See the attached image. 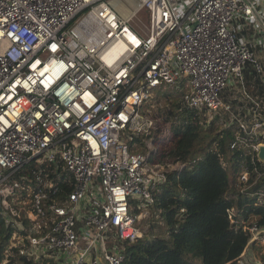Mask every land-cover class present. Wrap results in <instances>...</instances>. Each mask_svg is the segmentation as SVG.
<instances>
[{"label":"built area","instance_id":"2783aa9c","mask_svg":"<svg viewBox=\"0 0 264 264\" xmlns=\"http://www.w3.org/2000/svg\"><path fill=\"white\" fill-rule=\"evenodd\" d=\"M138 1L123 17L109 0H0V264H124L143 232L133 200L153 204L184 166L148 158L159 86L232 132L228 198L264 207V92L245 75L264 86V0ZM144 8L145 32L130 24ZM139 135L146 151L131 143ZM238 211L227 208L236 229ZM243 230L259 254L247 262L264 264V226Z\"/></svg>","mask_w":264,"mask_h":264},{"label":"trees","instance_id":"16d2710c","mask_svg":"<svg viewBox=\"0 0 264 264\" xmlns=\"http://www.w3.org/2000/svg\"><path fill=\"white\" fill-rule=\"evenodd\" d=\"M164 98L167 103L154 109V102ZM146 106L158 119L153 142L167 145L151 153L149 160L163 158L184 166L167 171L158 183L150 226L126 245L124 264H250L247 261L254 256L248 253L246 263L240 261L249 240L243 226L253 220L264 226V207H244L249 201L244 195H238L236 202L228 198L227 190L240 170L241 157L239 151L229 148L232 132L215 121L205 127L202 115L198 118L181 104L178 93L164 92L161 86ZM145 139L135 136L131 143L146 151ZM219 152L228 161L225 167ZM137 202L133 200L134 205ZM233 204L242 209L238 211V229L228 219L227 208ZM8 236L0 219V256Z\"/></svg>","mask_w":264,"mask_h":264},{"label":"rangeland","instance_id":"374dc122","mask_svg":"<svg viewBox=\"0 0 264 264\" xmlns=\"http://www.w3.org/2000/svg\"><path fill=\"white\" fill-rule=\"evenodd\" d=\"M113 1L115 2L114 3L115 6H117L116 10H118L119 12L120 11L124 12L127 16H129L134 11V9L136 8L139 2L138 0H113ZM130 24L134 28L139 29V31L143 30L145 32L146 31L145 28L149 27L148 10L146 8L142 9L140 13H138L131 19ZM163 88H164V92L170 90L168 86L166 87L161 86V89ZM165 103H167V100H165V98L160 100L157 104L154 102V109L156 108L157 105L159 107H162V105H165ZM153 139H154V135L152 137V143H153ZM145 142H147V140H145ZM145 146L149 149V146H147L146 144ZM163 146H167V145H163L161 142L158 143V141L153 144V147L156 148L157 151L156 153H158L159 149ZM160 160H163V158H161ZM153 209L154 206L152 204L146 206V205H140L139 202H137V205L134 207V212L142 215L137 224L141 229L146 230L149 228L151 223L150 221L151 211H153ZM245 253H248L249 256L253 255L255 258L259 256V254L257 253V247H253L252 245H248V247L244 252V255ZM244 255L240 257L241 258L240 261L242 262L246 259V256Z\"/></svg>","mask_w":264,"mask_h":264},{"label":"crops","instance_id":"0c3cea01","mask_svg":"<svg viewBox=\"0 0 264 264\" xmlns=\"http://www.w3.org/2000/svg\"><path fill=\"white\" fill-rule=\"evenodd\" d=\"M110 4L116 9L117 6H115V2L113 0H109ZM117 12H119L118 10H116ZM123 17H128L124 12H119ZM130 16V15H129ZM245 75H246V84L249 90H251V92L254 95H262V93L264 92V86L259 83L258 79H253L252 75L248 73V71H245ZM228 97H230V93L229 90L226 89L223 93V98L225 100H228Z\"/></svg>","mask_w":264,"mask_h":264},{"label":"water","instance_id":"95a60500","mask_svg":"<svg viewBox=\"0 0 264 264\" xmlns=\"http://www.w3.org/2000/svg\"><path fill=\"white\" fill-rule=\"evenodd\" d=\"M258 157L264 161V145L259 146Z\"/></svg>","mask_w":264,"mask_h":264}]
</instances>
